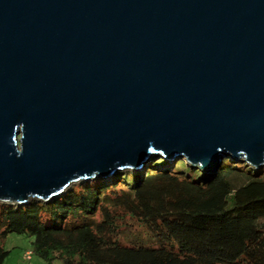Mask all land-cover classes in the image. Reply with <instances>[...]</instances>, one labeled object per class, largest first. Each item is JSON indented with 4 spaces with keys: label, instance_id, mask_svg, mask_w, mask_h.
<instances>
[{
    "label": "water",
    "instance_id": "95a60500",
    "mask_svg": "<svg viewBox=\"0 0 264 264\" xmlns=\"http://www.w3.org/2000/svg\"><path fill=\"white\" fill-rule=\"evenodd\" d=\"M264 166V0H0V204Z\"/></svg>",
    "mask_w": 264,
    "mask_h": 264
},
{
    "label": "trees",
    "instance_id": "16d2710c",
    "mask_svg": "<svg viewBox=\"0 0 264 264\" xmlns=\"http://www.w3.org/2000/svg\"><path fill=\"white\" fill-rule=\"evenodd\" d=\"M150 163L47 203L0 204V264L11 233L33 237L47 263L264 264V166L225 158L209 177L182 161Z\"/></svg>",
    "mask_w": 264,
    "mask_h": 264
},
{
    "label": "rangeland",
    "instance_id": "374dc122",
    "mask_svg": "<svg viewBox=\"0 0 264 264\" xmlns=\"http://www.w3.org/2000/svg\"><path fill=\"white\" fill-rule=\"evenodd\" d=\"M150 160H153V162L162 160L163 164H161L159 167L161 169L166 168L168 170L173 169L179 161H182L183 163H185L184 159H178L174 163L171 161H167V158L163 157L161 154L156 155V156H152L150 158ZM151 163L149 165H151ZM187 167L190 168V166H187ZM191 169H196V168H191ZM146 170H147V168H146ZM129 171L130 172H136L138 174H142V172L138 171V170H123L121 172L127 173ZM204 176H205V174H204ZM76 184H78V183H75L73 185H76ZM124 235L126 236V238L131 239V236H127L130 234L126 233ZM33 239H34L33 237H29L26 234H15V233L8 234L5 239L1 240V245L3 246V248L6 251H9L8 255L6 256L5 260L3 261V264H60V262L58 260H55L52 263H47L44 260H42L41 258H39L37 255H35L33 252V244H32ZM26 252L31 253V259L30 260H26L24 258V254Z\"/></svg>",
    "mask_w": 264,
    "mask_h": 264
},
{
    "label": "built area",
    "instance_id": "2783aa9c",
    "mask_svg": "<svg viewBox=\"0 0 264 264\" xmlns=\"http://www.w3.org/2000/svg\"><path fill=\"white\" fill-rule=\"evenodd\" d=\"M24 258H25L26 260H30V259H31V253H30V252H26V253L24 254Z\"/></svg>",
    "mask_w": 264,
    "mask_h": 264
}]
</instances>
